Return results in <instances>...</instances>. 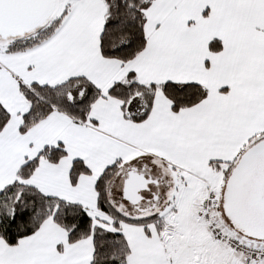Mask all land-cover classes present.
Returning <instances> with one entry per match:
<instances>
[{
    "label": "snow or ice",
    "instance_id": "6c2138e0",
    "mask_svg": "<svg viewBox=\"0 0 264 264\" xmlns=\"http://www.w3.org/2000/svg\"><path fill=\"white\" fill-rule=\"evenodd\" d=\"M0 264H264V0H0Z\"/></svg>",
    "mask_w": 264,
    "mask_h": 264
}]
</instances>
